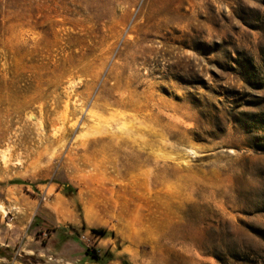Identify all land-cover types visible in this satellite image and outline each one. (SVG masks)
Instances as JSON below:
<instances>
[{
	"label": "rangeland",
	"instance_id": "1",
	"mask_svg": "<svg viewBox=\"0 0 264 264\" xmlns=\"http://www.w3.org/2000/svg\"><path fill=\"white\" fill-rule=\"evenodd\" d=\"M0 207V264H264V0H0Z\"/></svg>",
	"mask_w": 264,
	"mask_h": 264
},
{
	"label": "trees",
	"instance_id": "2",
	"mask_svg": "<svg viewBox=\"0 0 264 264\" xmlns=\"http://www.w3.org/2000/svg\"><path fill=\"white\" fill-rule=\"evenodd\" d=\"M16 183H18V182H16ZM93 233H97V234H100V235H103L104 233H105V231H103V230H95V229H92L91 230ZM92 258H94V260L96 261V262H99V260L97 259V257H95V255H94V253L92 252Z\"/></svg>",
	"mask_w": 264,
	"mask_h": 264
},
{
	"label": "bare ground",
	"instance_id": "3",
	"mask_svg": "<svg viewBox=\"0 0 264 264\" xmlns=\"http://www.w3.org/2000/svg\"><path fill=\"white\" fill-rule=\"evenodd\" d=\"M5 158V157H4ZM4 160V159H3ZM0 210L3 212V213H5V211L0 207Z\"/></svg>",
	"mask_w": 264,
	"mask_h": 264
}]
</instances>
